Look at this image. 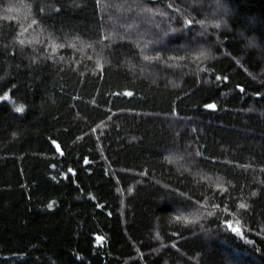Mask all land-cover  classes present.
<instances>
[{"label": "trees", "instance_id": "16d2710c", "mask_svg": "<svg viewBox=\"0 0 264 264\" xmlns=\"http://www.w3.org/2000/svg\"><path fill=\"white\" fill-rule=\"evenodd\" d=\"M0 264H264V0H0Z\"/></svg>", "mask_w": 264, "mask_h": 264}, {"label": "snow or ice", "instance_id": "6c2138e0", "mask_svg": "<svg viewBox=\"0 0 264 264\" xmlns=\"http://www.w3.org/2000/svg\"><path fill=\"white\" fill-rule=\"evenodd\" d=\"M5 98H7V97H5ZM212 107H214V106H212ZM241 207H244V205H241Z\"/></svg>", "mask_w": 264, "mask_h": 264}]
</instances>
